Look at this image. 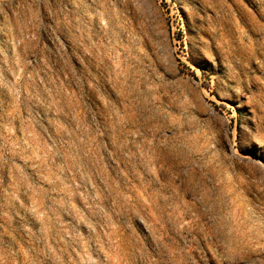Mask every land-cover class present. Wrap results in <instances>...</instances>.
I'll list each match as a JSON object with an SVG mask.
<instances>
[{
	"label": "rangeland",
	"instance_id": "1",
	"mask_svg": "<svg viewBox=\"0 0 264 264\" xmlns=\"http://www.w3.org/2000/svg\"><path fill=\"white\" fill-rule=\"evenodd\" d=\"M0 264H264V0H0Z\"/></svg>",
	"mask_w": 264,
	"mask_h": 264
}]
</instances>
